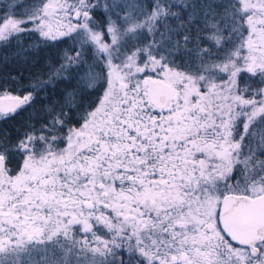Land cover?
<instances>
[{
  "label": "snow or ice",
  "instance_id": "obj_1",
  "mask_svg": "<svg viewBox=\"0 0 264 264\" xmlns=\"http://www.w3.org/2000/svg\"><path fill=\"white\" fill-rule=\"evenodd\" d=\"M0 264H264V0H0Z\"/></svg>",
  "mask_w": 264,
  "mask_h": 264
}]
</instances>
